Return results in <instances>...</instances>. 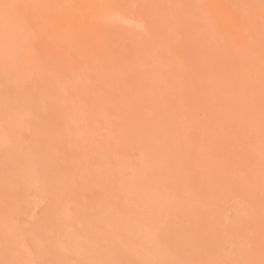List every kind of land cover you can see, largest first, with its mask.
<instances>
[{"label": "rangeland", "instance_id": "374dc122", "mask_svg": "<svg viewBox=\"0 0 264 264\" xmlns=\"http://www.w3.org/2000/svg\"><path fill=\"white\" fill-rule=\"evenodd\" d=\"M0 137V264H264V0H0Z\"/></svg>", "mask_w": 264, "mask_h": 264}, {"label": "bare ground", "instance_id": "6f19581e", "mask_svg": "<svg viewBox=\"0 0 264 264\" xmlns=\"http://www.w3.org/2000/svg\"><path fill=\"white\" fill-rule=\"evenodd\" d=\"M116 10H117V9H116ZM102 12H103V11H102ZM113 13H114V12H113ZM102 14H103V13H102ZM116 14H117V13H116ZM111 16H112V15H110V18H111ZM146 16H147V15H146ZM108 17H109V16H108ZM110 18H109V19H110ZM149 18H150V17H149ZM111 20H112V19H111ZM118 20H120V19H118ZM118 20H117V21H118ZM114 21H115V20H114ZM120 21H121V20H120ZM124 24H126V23L124 22ZM131 24H132V23H131ZM99 25H100V23H99ZM128 25H129V24H128ZM252 28H253V27H252ZM221 59H222V58H221ZM261 63H262V62H261ZM255 64H256V63H255ZM250 65H251V64H250ZM251 67H252V66H251ZM239 70H240V69H239ZM255 70H256V69H255ZM256 74H257V73H256ZM259 74H260V72H259ZM260 75H261V74H260ZM240 78H241V77H240ZM245 82H246V81H245ZM261 84H262V83H261ZM253 86H254V85H253ZM16 96H17V95H16ZM23 111H24V110H23ZM6 137H7V136H6ZM0 138H1V137H0Z\"/></svg>", "mask_w": 264, "mask_h": 264}]
</instances>
